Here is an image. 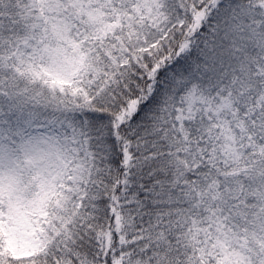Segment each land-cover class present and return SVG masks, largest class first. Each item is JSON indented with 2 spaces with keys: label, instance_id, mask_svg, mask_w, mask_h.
I'll return each mask as SVG.
<instances>
[{
  "label": "snow or ice",
  "instance_id": "1",
  "mask_svg": "<svg viewBox=\"0 0 264 264\" xmlns=\"http://www.w3.org/2000/svg\"><path fill=\"white\" fill-rule=\"evenodd\" d=\"M0 264H264V0H0Z\"/></svg>",
  "mask_w": 264,
  "mask_h": 264
}]
</instances>
